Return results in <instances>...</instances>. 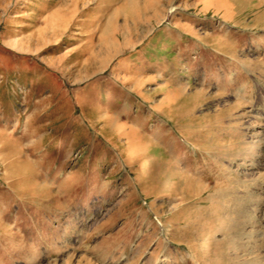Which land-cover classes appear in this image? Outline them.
Wrapping results in <instances>:
<instances>
[{"label":"rangeland","instance_id":"rangeland-1","mask_svg":"<svg viewBox=\"0 0 264 264\" xmlns=\"http://www.w3.org/2000/svg\"><path fill=\"white\" fill-rule=\"evenodd\" d=\"M0 264H264V0H0Z\"/></svg>","mask_w":264,"mask_h":264}]
</instances>
